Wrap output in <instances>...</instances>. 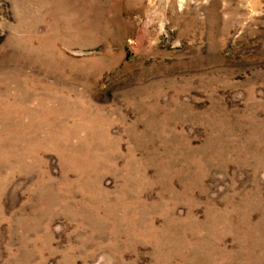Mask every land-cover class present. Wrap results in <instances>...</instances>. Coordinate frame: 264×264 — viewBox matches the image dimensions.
<instances>
[{"label": "rangeland", "instance_id": "374dc122", "mask_svg": "<svg viewBox=\"0 0 264 264\" xmlns=\"http://www.w3.org/2000/svg\"><path fill=\"white\" fill-rule=\"evenodd\" d=\"M0 264H264V0H0Z\"/></svg>", "mask_w": 264, "mask_h": 264}]
</instances>
